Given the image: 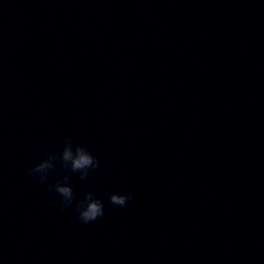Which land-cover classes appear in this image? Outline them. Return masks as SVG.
I'll return each instance as SVG.
<instances>
[{"label": "water", "instance_id": "1", "mask_svg": "<svg viewBox=\"0 0 264 264\" xmlns=\"http://www.w3.org/2000/svg\"><path fill=\"white\" fill-rule=\"evenodd\" d=\"M64 136L88 225L25 174ZM0 264H264V0H0Z\"/></svg>", "mask_w": 264, "mask_h": 264}, {"label": "clouds", "instance_id": "2", "mask_svg": "<svg viewBox=\"0 0 264 264\" xmlns=\"http://www.w3.org/2000/svg\"><path fill=\"white\" fill-rule=\"evenodd\" d=\"M57 143H62V147L57 148ZM32 155L38 162L27 168L25 174L31 176L38 185H46L49 194L55 193L59 196L58 211L61 215L73 209L76 220L83 225L104 216V201L93 192H87L82 198H78L70 182L72 174H78L80 180H86L100 166L99 159L87 147L74 143L71 136H64L62 142H53L48 149L37 146ZM57 163L63 168L64 175L50 181ZM121 180L125 181L126 177H121ZM133 198L131 192L111 193L108 202L123 208Z\"/></svg>", "mask_w": 264, "mask_h": 264}]
</instances>
